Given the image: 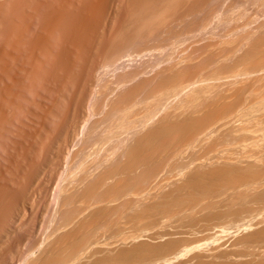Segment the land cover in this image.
<instances>
[{"label": "bare ground", "instance_id": "obj_1", "mask_svg": "<svg viewBox=\"0 0 264 264\" xmlns=\"http://www.w3.org/2000/svg\"><path fill=\"white\" fill-rule=\"evenodd\" d=\"M224 1L0 0V264H264V31L199 51ZM189 18L203 58L100 87Z\"/></svg>", "mask_w": 264, "mask_h": 264}, {"label": "rangeland", "instance_id": "obj_2", "mask_svg": "<svg viewBox=\"0 0 264 264\" xmlns=\"http://www.w3.org/2000/svg\"><path fill=\"white\" fill-rule=\"evenodd\" d=\"M230 1H232V0H230ZM230 1L225 0L224 3H223V4H225V5L222 4L221 7L219 8V10H218V12L216 13V15H218V16H220V17H218V16H216V15L214 16V17H218V18H216V20H217V21L219 20V23L221 22V23H220L221 25H219V24L217 23V21H214V22H213V20H214V18H213V19H212V22H211L212 24H211V23L206 24V23H207V22H206V23H205L206 25L204 24V26H205L206 28H203L204 26H202L203 29H206V32H205L202 28H201L202 30L199 29V30H201V35H202V37H205V38H206V37H209L208 39L206 38V41H205V42H204V39H205V38H202L201 35L197 33V32H199V30H197V32H196L197 34H196V35H194V34H195L194 32H195L196 30H194V32H193V30H191V31L188 30V32L190 31V34L192 35V39H191V35L187 33V30L185 29L186 31H185V30L183 31L182 28H180V27H183L184 25L186 26L187 23L189 24V22L192 21V18H189V19L186 20L185 22L182 21V23H185V24H180L181 22L178 23L179 20H178V21L176 20V21H177V24H178V25L180 24V25H182V26H180V25L178 26V25H176V23H174V24L176 25L175 28H177L178 30L175 32V31H174L175 29L171 27V26H173V25H170V27H171L172 29H171L170 27H168L167 30L171 29V31H172V30L174 29V30L172 31V33L175 32V34L173 33L174 35H176V34H180V35H177V36H178V38L180 37L181 39H180V38L178 39V38L172 37V36H174V35H173V34L171 35V33H170V35L167 34V33L171 32V31H169V32L166 31L167 33L164 32V31H161L160 33L162 34V33L164 32V34H162V35H161L160 33H159V34H160L161 36H163V39H164V40L162 39V37H161L159 34H156V35H157V38H160L162 41H161L160 39H159V40L154 39V38H156V37H155L156 35H155L154 38H153L154 41L150 42V40H152V37H151L150 40H148V41L146 40V41H147V42H150V43H155V40H157V41H160L161 44H166V43H165V42H166V41H165V40H166L165 35H167V37H168V36L172 37V38H169V37H168L167 39H169V40L172 39V41H173V38L175 39L174 42H176V39L178 40L176 43H177V44L179 43L180 45L177 46L176 43H174V42L172 43V44L174 45L173 47H176V46H177L176 48H177L178 50H177L176 48L174 49V48H172V47H167L168 49H166L165 46H164V45H161V44H160V45H153V44H152V45L155 47V48L153 49V47H152L151 45L149 46V43L146 42L150 49H148V47H142V46H141V48H143V49H144V48H147L148 51L144 50V53H142L143 55H139V57H136L135 55H138V53L136 52V54H135V51H136V50L133 51V50L130 48V49H129L130 51H128V52H124V53L122 54V55H124V56H126V55L128 54L130 58H129L128 56L123 57L124 59H126V58H128V59L125 60V61H123L124 63H123V65H121V67H119L120 65H119L117 62H116V63L118 64V67H116L117 65H115V63H113V65H112L113 67L109 65V67H110V68H111V67L114 68V70H113L112 68H111V70H110L109 67L107 68V71H108V72L106 71L105 76H104V74H103V76H102V77H103V80L101 79V80H102V81H101L102 83H101L100 87L102 86V84H105V83H103L104 80H105V81H108L107 83H109V84H111V83H112L113 85H114L115 83L118 84V82H117V78L119 79L120 76H121V78H124V77H125L124 74H125L126 72H127V73L132 72V71H134V72H135V71H136V72H137V71L140 72L141 70H143V74H144V76L147 74L146 77H151V76H153V75L155 74V73L153 74V72H156V70H158V69L164 67L165 64H167V63H168V64H172V63H174V61L180 59V57H183L184 54H181V53H180V55H179V53H177V52H180V51L185 52V51L190 50V51L186 52V53L188 54L189 52H191V50H193V51L191 52L193 55L196 54V53L199 54V55H197V57H196V59H197V58L201 57L202 53L204 52L203 49L205 50V48H207L209 45H211V46L214 45L213 47H211V46L209 47V49L211 48V51H210V50H209V51H210V52H214L215 54H216V53H220V52L226 50L225 48L230 49V48H232L233 46H235L236 44H238V43H237L238 41H241V38H242V37H240V40H238L239 38L237 39V38H235V37H236L237 35H239V31H242V32H243V30H245V28L242 29V30L237 29V30H236V33H235V34H237V35L234 37L235 34L232 33V34H233V35H232V38H231V35H230V34H227L226 30L229 31L228 33H230V29H231V28L234 27V29H235V28L238 27V25H240L239 27L241 28V24H242V23H243V24H242V25H243L242 27H246V29H247V30H245V32H247L248 29H250V30L252 31V30H254L255 28H256V29L259 28V29H258V32H259V30L262 31V32L264 31V27H263L262 25L259 27L260 24L264 23V13H263V16H261V17L259 16V14H257V11L260 12V10H262V8H263V10H264V3L262 2L263 5H262V3H261V1H264V0H260V4H259V5H256V4H255V3H257L256 1H258V0H254L255 3H254L252 0H250L251 2H253V3L255 4V5L252 4L254 7L257 6V7H256L257 9L254 8V10H253V8H252V5H250L251 2H249V0H247V1L245 0L246 3H249V4H245L246 6L243 5V3H245L244 0H243V2L241 1L242 4H239L240 0H238L239 2H238V3L236 2L238 5H236V3L233 2V1H237V0H233L232 2L234 3V5H236V6H234V5H233V6H234V7H238L239 9H238V8H234V7L232 6L235 10L232 9V10H231V11L233 12V13H232V12L230 11V9H227V10H229V12H231L230 15H229V12L226 11V9H224V8H225V6H228V5H229L228 3H230ZM226 2H227V4H226ZM232 2H231V3H232ZM231 3H230V4H231ZM233 3H232V4H233ZM257 4H258V3H257ZM248 5H249V8H248ZM223 6H224V7H223ZM241 6H242V7H241ZM232 7H231V8H232ZM240 7H241V8H240ZM258 7H259V8H258ZM261 7H262V8H261ZM227 8H230V6H228ZM247 8H248V9H247ZM250 8H252V9H250ZM260 8H261V9H260ZM244 9L247 10V11L245 10V12H246L247 14H246V13H243ZM249 9H250V10H249ZM255 9H256V10H255ZM222 10H223V15H221V14H222ZM224 10H225V12H224ZM263 10H262V11H263ZM241 11H242V12H241ZM248 11H249V12H248ZM262 11H261V13H262ZM226 12H228V13H226ZM237 12H239V13H237ZM218 13H219L220 15H219ZM224 13H225V14H224ZM242 13H243V17H241V16H242ZM261 13H260V15H262ZM227 14H228V16H230V18H228ZM231 14H232V15H231ZM233 14H234V15H233ZM237 14H238L239 16H237ZM250 14H251V15H250ZM256 14H257V16H256ZM224 15H225V18H224ZM244 15L247 16V17H245ZM221 16H222V19H221L222 21L219 19V18H221ZM232 17H234L235 19H234V18L232 19ZM236 17H238V18L236 19ZM239 17H240V19H239ZM227 18H228L229 20L231 19L229 22H232V24H233L234 22H236V20H237V22H236V23L238 24L237 27L234 26V25H232V24L230 23V24L233 26V27H231V25H230V27H231V28H230V27H229V23L227 22V20H228ZM242 18H243L245 21L242 20ZM245 18H247V20H248V18H250L251 20L249 19V20L246 22V19H245ZM190 19H191V20H190ZM253 19H254V20H253ZM172 21L174 22L175 20H171L170 22H172ZM176 21H175V22H176ZM209 21H211V20H209ZM209 21H208V22H209ZM223 21H224V22H223ZM239 21H240V24H239ZM249 21H250V22H249ZM173 22H172V23H173ZM186 22H187V23H186ZM215 22L218 24L219 27H218V26H216L217 28L215 27V25H217ZM226 22H227L228 24H226ZM244 22H245V25H244ZM222 23H224V24L227 25L228 27H227V26H226V28L223 27L224 24L222 25ZM234 24H235V23H234ZM257 24H258V25H257ZM175 25H174V26H175ZM207 25L210 26V29H211V27H212V29L216 28V31H214V30L212 31V30H210V29H209V31H208V30H207ZM235 25H236V24H235ZM253 25L256 26V27H254ZM263 25H264V24H263ZM220 26H222L223 29L225 28L224 31H225V33H226L227 35H229L230 39L232 40V41H230V42H232L231 44L234 43L233 45L230 46V44H228V43L226 42V39H227L228 41H229V39H228V37L225 35V33L222 32V28H221ZM248 26H249V27H248ZM252 26H253V27H252ZM178 27H179V28H178ZM239 27H238V28H239ZM184 28H185V27H184ZM184 28H183V29H184ZM208 28H209V27H208ZM228 28H230V29L228 30ZM251 28H254V29H251ZM261 28H262V29H261ZM180 29L182 30V32H180V31H181ZM234 29H233V30L231 29V31H232V32H235ZM256 29L254 30L255 32H257ZM179 30H180V31H179ZM238 30H239V31H238ZM178 31H179L180 33H179ZM210 31H211V32H210ZM237 31H238V32H237ZM251 31H249L248 33H245V35H246V34L250 35V34L252 33V34L254 35V37H257V36H258V33H257V36H256V33H254L253 31L251 32ZM177 32H178V33H177ZM185 32H186L187 34H186ZM192 32H193V33H192ZM204 32H205V33H204ZM208 32H209V33H208ZM217 32H218V33H217ZM221 32H222V33H221ZM262 32H261V33H262ZM181 33H183L182 36H181ZM199 33H200V32H199ZM206 33H208V34H210L211 36H213V39H214V40H215V38H216V40L213 41L212 37H211L210 35H206ZM261 33H260V34H261ZM185 34H186V35H185ZM204 34H205V36H203ZM241 34H242V36H243L244 32H243V33L240 32V36H241ZM245 35H244V36H245ZM248 35H246V36H248ZM253 35H250V36H253ZM186 36H188V37H186ZM223 36H226L227 38L225 39ZM244 36H243V37H244ZM183 37H184V38H183ZM185 37H186V38H185ZM193 37H194V39H193ZM197 37L202 38L203 40L200 39V40H201V41H200L199 38H197ZM210 37H211V38H210ZM217 37H218V39H217ZM220 37H222V38H224V39H221ZM237 37H239V36H237ZM219 38H220V39H219ZM233 38L237 39V41H235L236 43L233 41ZM189 39H190V40H189ZM179 40H180V41H179ZM198 40H199L200 42H198ZM207 40H208V41H207ZM210 40H211V41H210ZM217 40H219V42H217ZM224 40H225V41H224ZM167 41H168V40H167ZM190 41H191V42H190ZM196 41H197L198 43H197ZM220 41H222L221 44H223V43L225 42V43L228 44L229 46L227 45L226 47H223V46H224V44H223V46H222L223 48H221V46L218 47L219 45L216 46L217 49L220 48L221 50H219V49L217 50L216 48L213 49V48L215 47V44H217V43L219 44ZM180 42H181V43H180ZM188 42H189V44L191 45V47L189 46ZM192 42H193V43H192ZM195 42L197 43V46H200V44H202V45H203V46L201 45L202 48L204 47V45L206 46V44H209V45H208L207 47H205V48L202 49L203 52L199 53V51H201V46H200V47H198V49L200 48V50H199L198 52H196V53H193V52H194V48L197 47ZM201 42H203V43H205V44H203V43H201ZM146 43H145V44H146ZM157 43H158V42H157ZM191 43H192V44H191ZM194 43H195V44H194ZM155 44H156V43H155ZM169 44L171 45V42H169ZM184 44H185V46H184ZM221 44H220V45H221ZM226 44H225V45H226ZM140 45H141V44H140ZM147 45H146V46H147ZM170 45H166V46H170ZM175 45H176V46H175ZM138 46H139V45H138ZM138 46H134V47H132V48L136 49V47L138 48ZM143 46H145V45L143 44ZM171 46H172V45H171ZM182 46H184L185 49H183ZM186 46H187V47L189 46L190 49H187ZM192 46H193V47H192ZM151 47H152V48H151ZM244 47H245V46H244ZM156 48H157L158 50H157ZM180 48H182V49L180 50ZM192 48H193V49H192ZM155 49H156V51H155ZM207 49H208V48H207ZM127 50H128V49H127ZM127 50H126V51H127ZM131 50H132L134 53H132ZM138 50H142V49H140V47H139V49H137V51H138ZM149 50H150V51H149ZM171 50H172L173 53L171 52ZM175 50H177L176 53H175ZM179 50H180V51H179ZM184 50H185V51H184ZM124 51H125V50H124ZM145 51H146V52H145ZM157 51H159V52L157 53ZM162 51H165V52H162ZM195 51H197V50L195 49ZM206 51H207V50H206ZM206 51H205L204 53H207V52H208V51H207V52H206ZM160 52H161L162 54H161ZM169 52H171V53L169 54ZM241 52H242V50H241ZM131 53L133 54V57L130 56ZM140 53H141V52H140ZM140 53H139V54H140ZM149 53H150V55H149ZM163 53H164L165 55H164ZM186 53H185V54H186ZM191 53H190V55H191V57H192V54H191ZM204 53H203V55H205ZM233 53H234V52H233ZM233 53H230V54H228L227 56H228V57H232L231 55H232ZM134 54H135V55H134ZM144 54H145V55H144ZM151 54H152V55H151ZM157 54H158V56H157ZM167 54H168V55H167ZM172 54H173V55H172ZM176 54H177V55H176ZM153 55H154V56H153ZM170 55H171L172 58L170 57ZM174 55L176 56V59L174 58L175 60L173 59V56H174ZM181 55H182V56H181ZM203 55H202L201 58H203ZM134 56H135V57H134ZM168 56H169V57H168ZM186 56H187V55H186ZM195 56H196V55H195ZM227 56L224 57V61H222V62H226V63L228 64V63H230V62L233 61V57H232V60H231V58H230V60H229V58H228ZM160 57H161V58H160ZM136 58H137V59H136ZM151 58H153V59L151 60ZM154 58H155V59H154ZM169 58H170V59H169ZM177 58H178V59H177ZM192 58H194V57H192ZM192 58H191V59H192ZM226 58H228V59L225 61ZM124 59H123V60H124ZM129 59H130V60H129ZM132 59H133V61H132ZM191 59H190V60H191ZM128 60H129V62H128ZM134 60H135V61H134ZM159 60H160V61H159ZM168 60H171L172 63H169ZM173 60H174V61H173ZM197 60H198V59H197ZM150 61H151V62H150ZM157 61H159V62H157ZM171 61H170V62H171ZM191 61H192V60H191ZM193 61H194V59H193ZM193 61H192V62H193ZM195 61H196V60H195ZM132 62H133V63H132ZM147 62H148V63H147ZM144 63H146V64H144ZM150 63H151V65H150ZM152 63H153V64H152ZM126 64H127V65H126ZM159 64H160V65L162 64L161 67L159 66ZM149 65H150V66H149ZM114 66H115L117 69H118V68H119V69L117 70ZM122 67H123V68H122ZM128 67H129V68H128ZM134 67H135V68H134ZM140 67H141V68H140ZM143 67H144V68H143ZM145 67H147V68H145ZM151 67H152V68H151ZM153 67H154V68H153ZM126 68H127V69H126ZM108 69H109V70H108ZM131 69H132V71H131ZM136 69H137V70H136ZM144 69H145V70H144ZM146 69H148V70H146ZM150 69H152V71H151ZM153 69H154V70H153ZM155 69H156V70H155ZM112 70H113V71H112ZM110 71H112V72H110ZM115 71H116V72H115ZM144 71H145V72H144ZM146 71H147V73H146ZM149 71H150V72H149ZM109 72H110V73H109ZM141 73H142V71H141ZM145 73H146V74H145ZM151 73H152V75H151ZM106 75H107V77H106ZM115 75H116V76H115ZM126 75H127V74H126ZM149 75H150V76H149ZM104 77H105V78H104ZM116 77H117V78H116ZM114 78H115V79H114ZM114 82H115V83H114ZM135 82H136V81L134 80L133 83H135ZM130 83H132V81H131ZM130 83L128 82L129 86H127V87L132 86L133 83H132V84H130ZM112 84H111V85H112ZM135 84H136V83H135ZM105 85L107 86L108 84H105ZM105 85H104V86H105ZM113 85H112L111 87H113ZM115 85H116V84H115ZM133 85H134V84H133ZM108 86L110 87V85H108ZM116 86H117V85H116ZM118 86H122V85H119V84H118ZM118 86H117L118 90H116L117 88H115V86L113 87V88L115 89V92H116V93H114L113 96H112V97H114V98H115V94L118 95V93H120L121 91L124 92V91L126 90L125 86H124V87H123V86H122V87H118ZM119 88H121V89H119ZM124 88H125V90H123ZM127 89H128V88H127ZM118 91H120V92H118ZM120 94H121V93H120ZM117 95H116V98L118 97ZM114 98H113V99H114Z\"/></svg>", "mask_w": 264, "mask_h": 264}]
</instances>
